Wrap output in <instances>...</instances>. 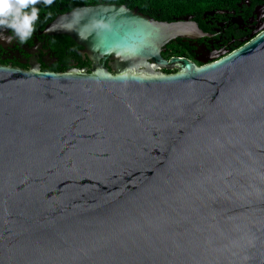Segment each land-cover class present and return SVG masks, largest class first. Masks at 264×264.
I'll return each instance as SVG.
<instances>
[{
    "label": "water",
    "instance_id": "water-1",
    "mask_svg": "<svg viewBox=\"0 0 264 264\" xmlns=\"http://www.w3.org/2000/svg\"><path fill=\"white\" fill-rule=\"evenodd\" d=\"M42 32L90 68L0 64V264H264V26L200 65L161 56L192 15L98 3Z\"/></svg>",
    "mask_w": 264,
    "mask_h": 264
},
{
    "label": "flooded vegetation",
    "instance_id": "flooded-vegetation-1",
    "mask_svg": "<svg viewBox=\"0 0 264 264\" xmlns=\"http://www.w3.org/2000/svg\"><path fill=\"white\" fill-rule=\"evenodd\" d=\"M246 3L245 6L239 4L238 9L231 11H206L203 17L204 36L194 40L181 38L170 40L174 44L180 41L178 44L180 48L188 47L190 58L177 57L187 58L200 65L202 61L209 62L215 56L241 45L244 39L264 26V1L254 5L252 9H250L252 4ZM22 14L31 15L27 12ZM51 20L49 17H39L36 14V19L31 23L30 34L23 39L9 24L0 25V64L21 69L37 67L42 72L90 68L86 52L71 38L64 34L47 35L42 32L44 26ZM164 48L163 53L170 52V48L168 50L165 46ZM175 56L170 55L165 59Z\"/></svg>",
    "mask_w": 264,
    "mask_h": 264
},
{
    "label": "trees",
    "instance_id": "trees-1",
    "mask_svg": "<svg viewBox=\"0 0 264 264\" xmlns=\"http://www.w3.org/2000/svg\"><path fill=\"white\" fill-rule=\"evenodd\" d=\"M263 1L264 0H52L49 4L45 3V0H37L35 4H29L21 11L31 14L32 11L35 10L39 17H49L53 19L57 14L66 12L76 6L116 3L124 4L131 9L137 8V10L143 14L164 21H171L173 18L192 15L193 20H195L204 31L203 17L206 11H231L232 9H238L239 4L245 6L247 4L246 2L252 4L250 8L252 9L254 5ZM178 44H174L172 41L166 44L165 47L167 50L170 48V52L167 54L162 52V57L167 58L170 55H176L190 58L188 47L180 48Z\"/></svg>",
    "mask_w": 264,
    "mask_h": 264
},
{
    "label": "clouds",
    "instance_id": "clouds-1",
    "mask_svg": "<svg viewBox=\"0 0 264 264\" xmlns=\"http://www.w3.org/2000/svg\"><path fill=\"white\" fill-rule=\"evenodd\" d=\"M36 2L37 0H0V25L9 24L21 39L25 38L31 32V23L36 19V11L33 10L31 15H27L22 14L21 10ZM51 2L52 0H45V3Z\"/></svg>",
    "mask_w": 264,
    "mask_h": 264
}]
</instances>
